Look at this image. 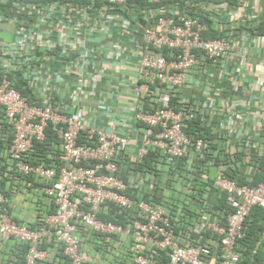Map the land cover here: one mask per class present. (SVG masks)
I'll list each match as a JSON object with an SVG mask.
<instances>
[{
    "label": "built area",
    "instance_id": "built-area-1",
    "mask_svg": "<svg viewBox=\"0 0 264 264\" xmlns=\"http://www.w3.org/2000/svg\"><path fill=\"white\" fill-rule=\"evenodd\" d=\"M251 1L258 24L263 0H238L241 10ZM197 7L226 36L206 37L209 23L178 0H0V121L10 130L0 127L1 264L12 260L13 244L25 248L23 264H87L89 244L100 246L105 264H245L241 241L251 211L264 209V181L249 184L252 164L246 184L228 173L237 153L264 151L242 127L253 105L240 79L227 97L210 82L200 98L182 91L209 63L248 64L244 41L262 48L264 35L227 29L226 3ZM231 20L239 29V18ZM101 85L124 89L109 93L135 102L131 113H119ZM48 129L55 150L44 145ZM149 154L154 171L142 172ZM183 159L192 183L178 176ZM192 172L208 184L195 205ZM17 196L34 208L31 222L14 219ZM217 196L225 201L221 218ZM43 200L47 211L38 208ZM175 205L194 210L196 220H180ZM118 252L128 262L110 259Z\"/></svg>",
    "mask_w": 264,
    "mask_h": 264
},
{
    "label": "crops",
    "instance_id": "crops-1",
    "mask_svg": "<svg viewBox=\"0 0 264 264\" xmlns=\"http://www.w3.org/2000/svg\"><path fill=\"white\" fill-rule=\"evenodd\" d=\"M220 2L228 4V7L231 9L229 12L228 8L221 11V19L226 21L228 24L227 29L236 31L237 34H245L250 33L257 37L264 35V31H259L258 29L261 27L264 29V14L260 16V23L256 22L257 19V4L254 1H251L244 10H241V5L239 4L238 0L234 4H229L221 0ZM262 9L264 8V0L260 4ZM231 16V17H230ZM239 18L241 21L239 24V29H235L234 23H232L231 19ZM231 20V21H230ZM226 36L223 33V36ZM247 36V35H246ZM250 41V38H249ZM244 46L249 47L250 51H248V64L244 65V63L237 64V58L234 62L228 61L226 63L225 68L223 67L224 64L217 63L212 64L209 63L204 67L205 73L202 74H193L188 78L187 85L183 88L182 95L184 97L190 98H197L202 97V87L207 82L212 83L213 86L216 88H220L222 97H227L228 95H232V81L240 79L242 82L239 85V91L243 96V99L249 100L251 102L252 107L254 108L255 103H260L261 110H257L252 108L253 118L248 122L245 121L242 123V127L247 128L249 135H256V138L260 141L261 144L264 143V129L260 133L259 130L264 128V87L259 89L256 85L257 81H261L264 83V44L262 48L259 45H256L255 42L251 44V41L248 42L247 40L244 41ZM120 76V75H119ZM209 79V81H208ZM100 89L104 90L107 94V98H109V103L118 106L119 113L123 114H130L131 109L134 107L135 102L130 101H115L110 95L109 90L113 89L117 94L121 91V93H125L124 89H120L118 85H101ZM248 91V92H247ZM121 95V94H120ZM98 97V96H97ZM121 97V96H120ZM126 99V98H125ZM256 123H252L255 121ZM253 124V126H252ZM259 126V127H258ZM239 134V133H237ZM28 198L21 196H17L15 201L13 202L11 212L13 213L14 219L19 221H32L34 218V208L27 203H24ZM38 208L47 211L49 208L47 206V202L43 200V202H39ZM253 217L250 218V223H253L255 220L258 221V224L261 225L262 230L256 232V237L258 240L254 251L258 249L259 244L264 241V218H261L260 215L255 216L254 213ZM258 219V220H257ZM122 238V237H121ZM124 238V237H123ZM124 242H121L124 246L127 245L126 239H123ZM84 250L87 256V264H105L103 259V253L100 252V246L95 244H89L84 246ZM264 250V247L262 248ZM116 256V257H115ZM110 259L114 262L117 261H127L128 259L123 256L121 252L118 254H114L110 256ZM261 264H264V256ZM251 264V262H250Z\"/></svg>",
    "mask_w": 264,
    "mask_h": 264
},
{
    "label": "trees",
    "instance_id": "trees-1",
    "mask_svg": "<svg viewBox=\"0 0 264 264\" xmlns=\"http://www.w3.org/2000/svg\"><path fill=\"white\" fill-rule=\"evenodd\" d=\"M185 1L186 0H178V2H180L181 6H183V7L185 6L188 9V11L191 14H194L196 17H198L201 22H208L209 23V25H208L209 31H207L205 33L206 37H208V38H222L223 37L222 32L217 31L213 28L214 25H216V24L214 23L212 18L208 17L209 13L207 12L206 14H200L198 12L199 9L197 7L198 4H200L204 1L219 2L221 0H187L189 5H185V3H186ZM223 1L228 2L229 4H234L237 0H223ZM258 30L264 31V29L261 27ZM16 88L21 90L20 87L17 85H16ZM21 93L25 94V92H23L22 90H21ZM174 100H177V99L175 98ZM0 127L2 128L3 135L8 134V132L10 131L9 127L4 122L1 123V121H0ZM192 131H193L192 127L187 129V132H189V133L190 132L192 133ZM9 137H10V135H8V138ZM46 144H49L52 147V149L55 150L56 140L50 134L49 129L47 130L46 139L44 141V145H46ZM45 150L46 149H43V154L45 153ZM235 160L236 161L233 164L235 166V169H232L231 173H228V176L231 179L236 180V182H238L239 184H246L247 183V180H246L247 175L245 174L246 165L252 164V166L254 168V172L252 174V179L249 182V184L250 185H256L257 183L264 181V151L262 152V154L260 156H257L255 153H249V154L237 153L235 155ZM155 162H156V160L154 158V155L149 154L147 157L144 158L143 162L141 164H139V170L142 172L151 173L152 171H154L153 163H155ZM198 163L200 165H202L201 161ZM238 163H239V165H238ZM177 169L179 171L178 176H180L183 179L184 184L185 183H187V184L192 183V182L188 181L189 176L187 174L188 171L185 169L184 159L178 161ZM169 170H170V168H169ZM199 176H200V172H192L191 177L193 178L194 181L199 180L200 179ZM207 185L208 184H206L204 182H202V184H199L197 181H196V183H194V185L192 187L194 189V192H195V194L192 196V199H193L192 202L194 205L197 204V202L199 201L198 197H200L201 193L204 192ZM159 189H161V188H159ZM213 193H214L213 190L208 191L209 197H211L213 195ZM162 196L163 195L161 193L155 195L154 201H156L157 203L163 202L164 199ZM146 199L147 198L145 197V200ZM177 202L181 203L178 200H177ZM216 205H217V211L220 212V214H218L217 217L221 218L222 215L226 212L225 211L224 198L223 197L218 198V196H217ZM174 213H180L179 215H177V217L179 216L178 218L182 221H183V216H182L183 214H185L184 216L187 217L188 220H192V221H195L196 217H197L196 216L197 214L194 210L188 209V208L180 209L179 205H175ZM254 213H255V216L260 215L261 218H259V219L264 218V209L254 208L251 211L249 218L253 217V219H254L255 218ZM101 218L104 220H108V219L112 220L110 217H101ZM256 224H258V221H256V220L250 224V226H249L250 232H248L247 237L241 241V243H243L244 247L246 248L245 264H250V262H251V264H261L260 262L262 261L263 256H264V250H262V248L264 247V241L263 240L259 244L258 249L254 251V248H255L258 240L260 241V239H257L258 237H256V232L257 231L259 232L262 230L261 225H256ZM8 250L10 252L12 250H13L12 252L15 251L13 254V258H12V260L6 261L5 263H2V264H12V262H13V264H23V253L25 252V248L23 246L13 244V246L8 248Z\"/></svg>",
    "mask_w": 264,
    "mask_h": 264
},
{
    "label": "water",
    "instance_id": "water-1",
    "mask_svg": "<svg viewBox=\"0 0 264 264\" xmlns=\"http://www.w3.org/2000/svg\"><path fill=\"white\" fill-rule=\"evenodd\" d=\"M140 23L143 25L144 24V21H140Z\"/></svg>",
    "mask_w": 264,
    "mask_h": 264
}]
</instances>
